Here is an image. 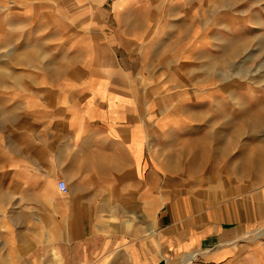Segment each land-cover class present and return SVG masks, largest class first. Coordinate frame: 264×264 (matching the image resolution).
Masks as SVG:
<instances>
[{"label": "rangeland", "instance_id": "1", "mask_svg": "<svg viewBox=\"0 0 264 264\" xmlns=\"http://www.w3.org/2000/svg\"><path fill=\"white\" fill-rule=\"evenodd\" d=\"M106 42L130 83L152 90L155 114L181 120L169 142L177 178L212 189L219 203L246 197L255 210L264 196V0H0V200H11L10 216L23 194L16 163L31 148L21 135L26 94L36 83L104 77ZM118 42L133 49L123 64ZM234 245L229 264H264V219Z\"/></svg>", "mask_w": 264, "mask_h": 264}, {"label": "crops", "instance_id": "2", "mask_svg": "<svg viewBox=\"0 0 264 264\" xmlns=\"http://www.w3.org/2000/svg\"><path fill=\"white\" fill-rule=\"evenodd\" d=\"M103 46L106 77L36 83L26 94L21 135L31 148L16 163V214L0 200V264L233 262L234 243L264 219V196L250 211L246 197L219 203L212 189L177 178L169 142L181 120L156 115L152 90L130 83L114 43ZM116 46L123 64L132 46Z\"/></svg>", "mask_w": 264, "mask_h": 264}, {"label": "built area", "instance_id": "3", "mask_svg": "<svg viewBox=\"0 0 264 264\" xmlns=\"http://www.w3.org/2000/svg\"><path fill=\"white\" fill-rule=\"evenodd\" d=\"M57 188L62 193H66L67 192V185H66V183L64 181H59L58 185H57Z\"/></svg>", "mask_w": 264, "mask_h": 264}]
</instances>
